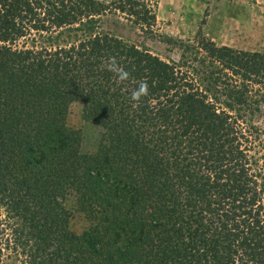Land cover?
I'll return each instance as SVG.
<instances>
[{"label": "trees", "instance_id": "trees-1", "mask_svg": "<svg viewBox=\"0 0 264 264\" xmlns=\"http://www.w3.org/2000/svg\"><path fill=\"white\" fill-rule=\"evenodd\" d=\"M109 9L0 0V264H264V53L199 34L164 61L99 31Z\"/></svg>", "mask_w": 264, "mask_h": 264}, {"label": "rangeland", "instance_id": "rangeland-1", "mask_svg": "<svg viewBox=\"0 0 264 264\" xmlns=\"http://www.w3.org/2000/svg\"><path fill=\"white\" fill-rule=\"evenodd\" d=\"M95 1L110 8L98 17L99 31L164 61L178 62L180 42L197 40L199 34L217 46L264 53V0H143L149 20L146 25L130 17L129 11L116 9L115 0ZM66 122L82 133L86 149L94 147L96 132L84 124L81 103L71 104ZM69 223L76 234L88 227L84 215L75 211Z\"/></svg>", "mask_w": 264, "mask_h": 264}, {"label": "clouds", "instance_id": "clouds-1", "mask_svg": "<svg viewBox=\"0 0 264 264\" xmlns=\"http://www.w3.org/2000/svg\"><path fill=\"white\" fill-rule=\"evenodd\" d=\"M105 68L107 71L114 73L116 78L120 82L129 80L131 73L125 70L118 63L115 56H110L105 62ZM149 94V85L147 80H141L138 82L137 86L131 92V100L139 103L142 98L146 97Z\"/></svg>", "mask_w": 264, "mask_h": 264}]
</instances>
